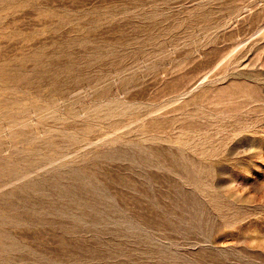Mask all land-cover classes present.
<instances>
[{
	"label": "rangeland",
	"instance_id": "obj_1",
	"mask_svg": "<svg viewBox=\"0 0 264 264\" xmlns=\"http://www.w3.org/2000/svg\"><path fill=\"white\" fill-rule=\"evenodd\" d=\"M0 80V264H264V0H1Z\"/></svg>",
	"mask_w": 264,
	"mask_h": 264
},
{
	"label": "bare ground",
	"instance_id": "obj_2",
	"mask_svg": "<svg viewBox=\"0 0 264 264\" xmlns=\"http://www.w3.org/2000/svg\"><path fill=\"white\" fill-rule=\"evenodd\" d=\"M0 1H1V0H0ZM2 1H5V2H6L7 0H2ZM5 64H6V63H5ZM17 64H18V63H17ZM3 67H4V66H3ZM18 67H19V66H18ZM9 68H10V67H9ZM3 69H4V68H3ZM3 69H2V70H3ZM16 69H17V68H16ZM19 69H20V68H18V71H19ZM2 70H1V71H2ZM20 70H23V69H20ZM4 71H5V70H4ZM6 71H7V69H6ZM2 73H3V72H2ZM9 73H10V74H13V72L11 73L10 71H9ZM15 74H16V73H15ZM18 74H19V73H18ZM20 74L22 75V73H20ZM20 74H19V75H20ZM24 74H25V73H24ZM22 76H23V75H22ZM17 77H18V75H13L14 80H16ZM0 81H1V80H0ZM2 81H3V79H2ZM17 81H18V80H17ZM20 81H21V80H20ZM26 82H27V81H26ZM14 83H15V81H14ZM27 83H29V82H27ZM1 84H2V83H1ZM1 84H0V85H1ZM4 84H6V83H4ZM8 84H9V82H8L7 85H5V86L7 87V86L10 85V84H9V85H8ZM3 87H4V86H3ZM3 87H2V88H3ZM9 87H11V86H9ZM9 87H7L6 89L9 90V89H8ZM12 87H13V86H12ZM12 87H11V89H10V92H12ZM22 88H23V87H22ZM25 88H26V87H25ZM27 88H28V87H27ZM27 88H26V89H27ZM26 89H25V91H26ZM1 90H2V89H1ZM4 90H5V89H4ZM5 91H6V90H5ZM23 91H24V90H23ZM25 91H24V92H25ZM8 92H9V91H7V94H6V95L9 94ZM3 93H4V92H3ZM5 93H6V92H5ZM22 93H23V92H22ZM25 93H26V92H25ZM59 93H60V92H59ZM10 94H12V93H10ZM15 95L17 96V94H15ZM20 95H22V94H20ZM0 96H1V95H0ZM4 96H5V94H4ZM10 96H12V95H10ZM5 97H7V96H5ZM8 97H9V95H8ZM8 97H7V98H8ZM12 97H13V96H12ZM10 98H11V97H10ZM22 98H23V97H22ZM12 99H13V98H12ZM3 100H4V99H3ZM8 101H10V100H8ZM8 101H4V103H5V102L8 103ZM1 103H2V102H0V104H1ZM4 103H3V104H4ZM12 103H13V102H12ZM21 103H22V102H21ZM3 104H2V106H3ZM9 104H11V103H9ZM23 104H24V103H23ZM32 104H33V103H32ZM15 105H16V104H15ZM15 105H14V107H15ZM19 105H20V104H19ZM33 105H34V104H33ZM2 106H0V107H2ZM5 106H6V105H5ZM7 106H8V105H7ZM11 106H12V105H11ZM25 106H26V105H25ZM31 106H32V105H31ZM31 106H30V107H31ZM37 106H38V104H37ZM37 106H36V107L34 106V107L37 108ZM9 107H10V106H9ZM16 107H18V105H16ZM19 107H20V106H19ZM12 108H13V107H12ZM24 108H25V107H24ZM13 109H14V108H13ZM13 109H12V110H13ZM22 109H23V108H22ZM27 109H29V107H27ZM33 109H34V108H33ZM1 110H2V109H1ZM5 110H6V109H4V111H5ZM18 110H19V109H18ZM30 110H31V109H30ZM36 110H37V109H36ZM22 111H23V110H22ZM31 111H32V110H31ZM9 112H10V111H9ZM11 112H12V111H11ZM0 113H1V112H0ZM7 113H8V112H7ZM8 114H9V113H8ZM11 114H12V113H11ZM13 114H14V113H13ZM23 114H25L24 111H23ZM23 114H22V115H23ZM30 114H31V113H30ZM1 115H2V114H1ZM4 115H5V113H4ZM9 115H10V114H9ZM16 115H17V114H16ZM16 115H15L14 120H16V117H17ZM22 115H21V116H22ZM27 115H28V114H27ZM12 116H13V115H12ZM12 116H11V117H12ZM19 116H20V115H19ZM23 116H24V115H23ZM6 117H7V114H6ZM13 117H14V116H13ZM26 117H27V116H26ZM2 118H3V117H2ZM20 119H21V118H20ZM23 119H24V118H23ZM10 120H12V119H10ZM17 120H18V119H17ZM2 121H3V120H2ZM8 121H9V120H8ZM10 122H11V121H10ZM8 123H9V122H8ZM9 124H10V123H9ZM11 124H12V123H11ZM2 126H3V124H2ZM10 126H11V125H10ZM4 127H5V126H4ZM11 127H12V126H11ZM17 130H18V129H17ZM21 130H22V129H21ZM2 131H3V129H2ZM14 132H15V131H14ZM12 134H13V133H12ZM23 134H24V133H23ZM16 135H17V134H16ZM13 136H15V135H13ZM22 136H23V135H22ZM6 141H7V140H6ZM13 141H14V140H13ZM22 142H23V141H22ZM22 142H21V143H22ZM2 143H3V142H2ZM13 143H14V142H13ZM13 143H12V144H13ZM15 143H16V142H15ZM21 143H20V144H21ZM54 143H55V142H54ZM10 144H11V143H10ZM26 144H27V143H26ZM2 145L5 146L4 144H2ZM23 145H24V144H23ZM8 146H9V145H8ZM15 146H16V145H15ZM34 147H35V146H34ZM9 149H10V148H9ZM26 149H27V148H26ZM31 150H32V149H31ZM10 156H11V155H10ZM34 156H35V155H34ZM22 157H23V156H22ZM37 158H38V157H37ZM14 160H15V159H14ZM25 160H26V159H25ZM39 160H40V158H39ZM39 160H38V161H39ZM16 162H18V161H16ZM23 162H25V161L23 160ZM30 162H31V159H30ZM30 162H29V163H30ZM36 162H37V161H36ZM5 163H6V162H5ZM33 163H34V162H33ZM0 164H1V163H0ZM7 165H8V163H7ZM31 165H32V164H31ZM31 165H30V166H31ZM37 165H38V164H37ZM9 166H10V165H8V167H9ZM21 167H22V166H21ZM35 167H37L36 164H35ZM13 168H14V167H13ZM19 168H20V167H19ZM37 168H38V167H37ZM11 169H12V168H11ZM22 170H23V169H22ZM26 170H28V169H26ZM7 171H8V169H7ZM17 171H18V170H17ZM17 171H16V172H17ZM28 171H29V170H28ZM11 172H12V170H11ZM16 172H15V174H16ZM26 173H27V172H26ZM26 173H25V174H26ZM18 174H19V171H18ZM12 175H14V174H12ZM12 175H10V176H12ZM20 175H22V174H20ZM56 175H57V174H56ZM0 176H1V174H0ZM5 177H6V176H5ZM16 178H17V177H16ZM7 179H8V178H7ZM10 179H11V178H10ZM61 179H62V178H61ZM52 180H53V179H52ZM57 183H58V181H57ZM30 186H31V185H30ZM54 186H55V185H54ZM58 186H59V185H58ZM35 188H36V187H35ZM61 188H62V186H61ZM62 189H63V188H62ZM41 191H42V190H41ZM9 192H10V191H9ZM9 192H8V193H9ZM9 195H10V194H9ZM17 195H18V194H17ZM15 196H16V195H15ZM25 196H26V195H25ZM37 196H38V195H37ZM14 198H15V197H14ZM36 201H37V200H36ZM11 202H12V201H11ZM5 203H6V202H5ZM7 203H8V202H7ZM21 205H22V204H21ZM35 206H36V205H35ZM19 207H20V205H19ZM10 208H11V207H10ZM25 208H27V207H25ZM21 209H22V208H21ZM16 211H17V210H16ZM37 211H38V210H37ZM40 211H41V210H40ZM3 213H5V212L3 211ZM3 213H2V215H3ZM0 214H1V213H0ZM8 214H9V213H8ZM12 214H13V213H12ZM31 215H32V214H31ZM7 216H8V215H7ZM12 216H13V215H12ZM0 217H2V216L0 215ZM3 217H4V216H3ZM5 217H6V216H5ZM9 217H10V216H9ZM34 217H35V216H34ZM7 218H8V217H7ZM24 218H25V217H24ZM2 219H3V221H4V220L7 221V220L4 219V218H2ZM12 219H13V218H12ZM27 219H28V218H27ZM37 219H38V217H37ZM39 219H40V218H39ZM16 220H17V219H16ZM11 221H12V220H11ZM0 222H2V221H0ZM12 222H14V221H12ZM16 222H17V221H16ZM7 223H8V222H7ZM10 223H11V222H10ZM5 224H6V223H5ZM5 224H4V225H5ZM7 225H8V224H7ZM0 226H1V225H0ZM2 226H3V225H2ZM2 226H1V227H2ZM4 231H5V229H4ZM1 234H3V235L0 237V253H1V252H4L5 255H6V253H9V250H11V249H10V245L8 246L7 244H11L12 241H11L10 243L8 242V243L6 244L5 241H7L6 239H7V237H9V236H8L9 234H8V233H5V234H4V233H1ZM10 234H11V233H10ZM9 238H10V237H9ZM12 239H13V238H12ZM8 241H9V240H8ZM12 244H13V243H12ZM13 245H15V244H13ZM13 245H11V246H13ZM15 246H16V245H15ZM12 248H14V247H12ZM17 248H18V245H17ZM17 248H15V249H17ZM1 254H2V253H1ZM9 255H10V254H9ZM6 256H8V254H7ZM9 257H10V256H9ZM6 258H7V257H6Z\"/></svg>",
	"mask_w": 264,
	"mask_h": 264
}]
</instances>
